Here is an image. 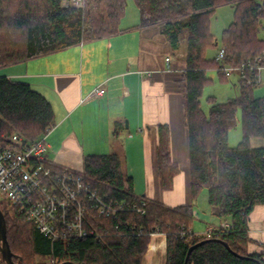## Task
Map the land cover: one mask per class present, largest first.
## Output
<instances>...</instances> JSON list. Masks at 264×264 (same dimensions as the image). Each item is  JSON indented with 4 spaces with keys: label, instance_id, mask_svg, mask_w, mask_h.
Segmentation results:
<instances>
[{
    "label": "trees",
    "instance_id": "16d2710c",
    "mask_svg": "<svg viewBox=\"0 0 264 264\" xmlns=\"http://www.w3.org/2000/svg\"><path fill=\"white\" fill-rule=\"evenodd\" d=\"M139 9L137 26L159 25L173 49H179L186 33V68L182 81L184 123L188 130L191 202L168 206L137 195L133 178L123 170L115 153L85 155L84 174L99 193L118 200H145L144 212L125 207L115 215L89 212L87 229L93 233L52 241L27 220L10 200L0 199L7 220V235L19 264H40L37 256L51 257L55 264H143L151 235L164 232L167 259L164 264H184L191 245L207 240L192 250L188 264H264L262 252H249V216L264 203V146L251 139L264 137V96L254 86L240 83L237 96L225 102L210 98L205 112L200 98L215 69L227 78L223 63L207 57L219 48L210 28L216 8L230 4L234 20L221 35L227 56L224 63L238 65L264 51L259 31L264 21V0H134ZM127 0H85L83 6H64L62 0H0V67L57 52L70 46L123 31L121 21ZM241 110L243 136L229 145V132ZM56 124L52 103L24 80L0 75V144L9 143L14 132L36 140ZM157 173L164 190L173 188L180 168L171 156L170 129L158 125ZM61 167V166H59ZM207 189L208 202L230 229H218L207 237L192 230L195 205ZM228 244V246L226 245ZM0 264H5L0 252Z\"/></svg>",
    "mask_w": 264,
    "mask_h": 264
},
{
    "label": "crops",
    "instance_id": "0c3cea01",
    "mask_svg": "<svg viewBox=\"0 0 264 264\" xmlns=\"http://www.w3.org/2000/svg\"><path fill=\"white\" fill-rule=\"evenodd\" d=\"M138 24L0 68L7 67L5 75L29 82L52 103L56 124L46 140L48 157L56 165L82 171L85 155L119 151L135 194L177 206L192 199L182 81L186 47L173 49L159 25ZM261 74L256 96H264V69ZM98 85L104 88L101 95L94 93ZM159 124L169 126L171 156L180 168L171 190L162 188L157 173ZM252 145L264 146V137L253 138ZM223 221L218 208L207 205L202 213L195 210L191 228L201 233ZM249 237V252L264 254V203L249 216ZM166 259V234L155 232L143 264H164Z\"/></svg>",
    "mask_w": 264,
    "mask_h": 264
},
{
    "label": "built area",
    "instance_id": "2783aa9c",
    "mask_svg": "<svg viewBox=\"0 0 264 264\" xmlns=\"http://www.w3.org/2000/svg\"><path fill=\"white\" fill-rule=\"evenodd\" d=\"M84 1L62 0V3L64 6H83ZM226 56V48L221 45L216 59L223 63L222 70L226 75H237L239 82L254 87L262 82L264 51L238 65L224 63ZM94 93L101 95L104 88L98 85ZM48 131L36 140L14 132L8 144H0V199L6 198L17 205L27 220L52 241L93 233V229L86 227L91 209L107 216L128 206L144 212L143 198L131 203L103 195L91 186L84 172L56 165L48 157ZM230 226L229 221H223L196 233L211 237L216 230H228ZM50 264H55V260L50 258Z\"/></svg>",
    "mask_w": 264,
    "mask_h": 264
},
{
    "label": "rangeland",
    "instance_id": "374dc122",
    "mask_svg": "<svg viewBox=\"0 0 264 264\" xmlns=\"http://www.w3.org/2000/svg\"><path fill=\"white\" fill-rule=\"evenodd\" d=\"M235 9L230 4H224L218 6L210 21V28L212 33L217 37L219 47L221 46V35L223 30L228 27L231 22L234 20ZM135 21H139V9L134 0H127V7L125 15L122 18L121 26H127L133 24ZM259 37L264 39V21L263 26L259 31ZM181 46H186V33H184ZM180 46V47H181ZM219 49V48H218ZM216 48H210L207 51V57L214 58L218 52ZM8 72V68H0V75H5ZM207 77L209 80L206 82L203 88V93L200 98L201 107L205 112H208L210 107V98H213L216 102H225L229 98L235 97L240 92V83L237 75H230L227 78H224L218 73L215 69H210L207 71ZM263 79V75H262ZM261 85L258 84L254 87L256 90L257 87ZM36 90V89H35ZM257 94V92H256ZM241 110L238 111L237 124L231 128L229 132V145L236 146L242 139L243 130L241 123ZM256 138V137H255ZM253 139V138H252ZM251 139V143H252ZM119 150V149H118ZM119 154V151H116ZM213 207L208 202L207 189H203L198 197L197 204L195 205V210L202 213L205 211V206ZM51 257L37 256V260L40 264H50Z\"/></svg>",
    "mask_w": 264,
    "mask_h": 264
},
{
    "label": "water",
    "instance_id": "95a60500",
    "mask_svg": "<svg viewBox=\"0 0 264 264\" xmlns=\"http://www.w3.org/2000/svg\"><path fill=\"white\" fill-rule=\"evenodd\" d=\"M207 240H210V239L201 240L189 247L184 264H188L189 256L192 250ZM226 245L228 246L227 243ZM0 252L2 254V259L5 264H19L13 259L14 253L11 249V246L8 240V235H7V220H6L5 214L3 210L1 209V207H0ZM61 264H75V263L67 261Z\"/></svg>",
    "mask_w": 264,
    "mask_h": 264
}]
</instances>
